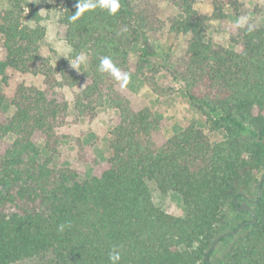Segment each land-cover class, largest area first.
Masks as SVG:
<instances>
[{
	"label": "trees",
	"instance_id": "16d2710c",
	"mask_svg": "<svg viewBox=\"0 0 264 264\" xmlns=\"http://www.w3.org/2000/svg\"><path fill=\"white\" fill-rule=\"evenodd\" d=\"M76 3L62 0L56 12L69 48L61 65L42 53L44 17L35 3L4 0L0 7V84L10 89L0 91V113L14 108L0 121V264H110L113 248L119 264H264V21L230 23L224 46L210 35V22L238 15L225 13L222 1L205 15L197 0H120L117 15L97 8L70 22ZM179 37L185 47L171 69L151 62L158 56L152 42ZM81 54L86 61L76 67ZM105 56L160 104L170 94L157 80L165 71L203 112L210 133L224 139L212 143L190 123L159 146V115L132 108L118 82L98 70ZM24 76L40 77L42 88L11 85ZM105 106L114 114L111 156L100 163L79 143L78 160L93 168L82 179L60 162L63 130L91 124ZM150 184L161 195L179 194L185 215L156 206ZM252 187L258 202L248 203L251 212L238 209Z\"/></svg>",
	"mask_w": 264,
	"mask_h": 264
},
{
	"label": "rangeland",
	"instance_id": "374dc122",
	"mask_svg": "<svg viewBox=\"0 0 264 264\" xmlns=\"http://www.w3.org/2000/svg\"><path fill=\"white\" fill-rule=\"evenodd\" d=\"M4 0H0V7ZM35 3L42 13L44 20L43 25L45 27V39L43 43L42 53L45 57H48L53 65H61L68 60L69 48L64 41L65 28L57 22V8L61 6L62 0H30ZM215 0H197L195 8L202 14H213V2ZM222 1L225 4L224 11L228 13L232 11L238 15L237 20L230 19L228 21H216L210 22V35L220 41L224 46H228V26L232 22L239 24H246L248 21L261 23L264 21V0H217ZM236 9L234 10V8ZM156 50L158 56L151 60L152 63H158L165 65L167 69H171L172 62L183 53L185 47L184 37L177 39H162L151 43ZM2 55L1 42H0V58ZM137 50L135 49L130 57L133 62L137 60ZM68 67L73 68L74 63L67 62ZM162 76L157 78L158 82L164 89H169V97L166 98L162 104L156 101V96L149 90H140L141 81L138 78L129 75L130 79L125 88H121L118 82L117 89L123 93L131 102L132 108L139 110L143 107H150L155 110L160 117V130L155 134L156 143L161 146L166 140L174 136L178 131L183 129L186 125L193 123L198 128L202 129L206 135L209 136L212 143H218L225 137L223 132L210 133L206 126V117L197 105L188 102L183 94L178 82H176L168 74L165 75V71H162ZM78 76L81 75L78 73ZM23 81L27 85H34L42 88V79L40 77L24 76L21 78H15L10 80L11 85L14 81ZM87 82V79L81 78L82 87ZM139 84V85H138ZM79 87V88H80ZM0 91L3 93H9L10 89L2 87L0 84ZM59 97L66 99L70 102L71 92L68 90H62L59 92ZM14 112L13 107H7L0 113V121L10 117ZM73 111L70 109V120L72 118ZM114 114L105 106L98 111L97 118L89 125L70 124L63 130L66 135V141L60 147V162L63 165L77 170L80 173L82 179H87L93 173V168L90 164L83 163L78 160V144L82 143L90 150V153L95 156L100 163H105L111 156L108 141V131L111 127V121ZM13 140L11 135L7 136L3 144H10ZM35 143L41 148L43 147V140L36 136L34 138ZM152 189L153 201L156 206L160 207L167 214L183 217L185 215V207L182 202V198L177 193H168L161 195L154 190L153 185L150 184ZM254 187V186H253ZM252 187L251 194L249 195L250 201L255 200V190ZM244 194L246 190H241ZM247 195V194H246ZM227 227L225 231H228ZM22 264H37L36 262H25Z\"/></svg>",
	"mask_w": 264,
	"mask_h": 264
},
{
	"label": "clouds",
	"instance_id": "9594fccd",
	"mask_svg": "<svg viewBox=\"0 0 264 264\" xmlns=\"http://www.w3.org/2000/svg\"><path fill=\"white\" fill-rule=\"evenodd\" d=\"M97 8L106 11L109 15H117L121 8L120 0H77L76 11L74 14L70 15L69 21L75 22L79 20L86 12L94 11ZM85 61L86 56L81 54L77 56L75 66L79 67V65ZM98 70L100 72L109 74L113 79L119 82L122 89L125 88L129 82V74L122 72L121 69L117 67L113 63L112 59L108 56L101 58ZM108 259L110 264H119L121 260V254L116 248H113L109 253Z\"/></svg>",
	"mask_w": 264,
	"mask_h": 264
},
{
	"label": "water",
	"instance_id": "95a60500",
	"mask_svg": "<svg viewBox=\"0 0 264 264\" xmlns=\"http://www.w3.org/2000/svg\"><path fill=\"white\" fill-rule=\"evenodd\" d=\"M263 181H264V173H263V175H262V177H261V179H260V181H259V188H260V185L262 184ZM259 192H260V189H258V195H259ZM257 202H258V199L254 200V201L247 200V203H242V204L239 206L238 209H240V210L243 209V210H246V211H248V212H251V209H250V207L248 206V203H250V204H252V205H255ZM234 203L236 204V201H234ZM241 226H243V225H241ZM241 226L238 227V228H237L234 232H232L231 234H235V233H237V232L240 230ZM228 235H229V234H227V233H225V234L223 233V234H221L219 237H217L216 240H215L214 243H213L212 248L215 247V246L217 245V243L219 242V240H220L222 237H227Z\"/></svg>",
	"mask_w": 264,
	"mask_h": 264
},
{
	"label": "crops",
	"instance_id": "0c3cea01",
	"mask_svg": "<svg viewBox=\"0 0 264 264\" xmlns=\"http://www.w3.org/2000/svg\"><path fill=\"white\" fill-rule=\"evenodd\" d=\"M140 90H143L144 92L148 91V89L146 88V86L144 84H142V82H141V85H140Z\"/></svg>",
	"mask_w": 264,
	"mask_h": 264
}]
</instances>
